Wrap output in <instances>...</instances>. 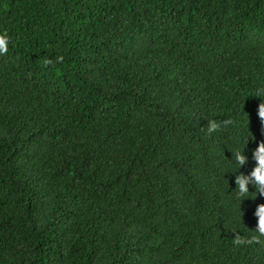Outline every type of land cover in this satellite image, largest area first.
I'll list each match as a JSON object with an SVG mask.
<instances>
[{
  "label": "trees",
  "instance_id": "trees-1",
  "mask_svg": "<svg viewBox=\"0 0 264 264\" xmlns=\"http://www.w3.org/2000/svg\"><path fill=\"white\" fill-rule=\"evenodd\" d=\"M3 33L0 264H264V0H0Z\"/></svg>",
  "mask_w": 264,
  "mask_h": 264
},
{
  "label": "clouds",
  "instance_id": "clouds-1",
  "mask_svg": "<svg viewBox=\"0 0 264 264\" xmlns=\"http://www.w3.org/2000/svg\"><path fill=\"white\" fill-rule=\"evenodd\" d=\"M9 39L6 33L0 34V55L8 53ZM63 56H57L56 62H63ZM46 65L53 64V61L46 59L44 61ZM255 96L260 98V103L257 106V115L264 122V87H260L256 90ZM226 125L231 124L232 121H225ZM221 127L215 120H209L207 123V133L211 135L215 133ZM245 147V145H244ZM244 147L237 149L234 152V162L237 165V171L235 175V186L237 187V196L239 198L249 197V186L253 187L255 196L257 193L264 195V141L257 143L256 147L252 150V159L255 161L251 171L246 175L238 170L245 165L248 157L244 154ZM257 218L255 227L256 235H252L247 239H242L237 233H234L233 244L235 246L250 245L253 243L260 244V237H264V203L258 204L254 212Z\"/></svg>",
  "mask_w": 264,
  "mask_h": 264
}]
</instances>
